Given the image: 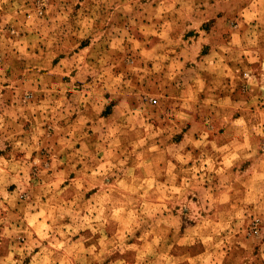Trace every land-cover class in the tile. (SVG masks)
Wrapping results in <instances>:
<instances>
[{"label": "rangeland", "instance_id": "rangeland-1", "mask_svg": "<svg viewBox=\"0 0 264 264\" xmlns=\"http://www.w3.org/2000/svg\"><path fill=\"white\" fill-rule=\"evenodd\" d=\"M0 264H264L252 0H0Z\"/></svg>", "mask_w": 264, "mask_h": 264}, {"label": "clouds", "instance_id": "clouds-1", "mask_svg": "<svg viewBox=\"0 0 264 264\" xmlns=\"http://www.w3.org/2000/svg\"><path fill=\"white\" fill-rule=\"evenodd\" d=\"M252 2H253V5L256 6L257 14L261 16L262 18H264V0H252ZM34 246H40V242L38 241L37 244ZM21 255H23L22 250H21Z\"/></svg>", "mask_w": 264, "mask_h": 264}]
</instances>
